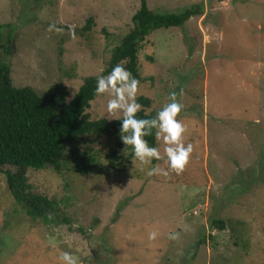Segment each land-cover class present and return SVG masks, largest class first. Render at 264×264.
Wrapping results in <instances>:
<instances>
[{
	"label": "rangeland",
	"instance_id": "374dc122",
	"mask_svg": "<svg viewBox=\"0 0 264 264\" xmlns=\"http://www.w3.org/2000/svg\"><path fill=\"white\" fill-rule=\"evenodd\" d=\"M196 4L202 14L155 29L137 55V96L152 100L145 111L156 116L171 92L184 104L177 119L193 152L183 172L150 177L135 158L110 170L104 156L114 141L87 136L68 146L60 171L26 170L31 192L53 202L44 217L14 200L0 173V264H60L62 251L80 264H264V0H147L158 12ZM138 7L139 0H0V25H9L0 31V61L13 86L43 93L62 85L70 100L85 77L104 70ZM109 99L97 94L90 119H114ZM72 149L93 150L104 173L74 172Z\"/></svg>",
	"mask_w": 264,
	"mask_h": 264
},
{
	"label": "trees",
	"instance_id": "16d2710c",
	"mask_svg": "<svg viewBox=\"0 0 264 264\" xmlns=\"http://www.w3.org/2000/svg\"><path fill=\"white\" fill-rule=\"evenodd\" d=\"M200 14V4L180 12H158L148 7L147 0H139V7L131 17L133 26L112 48L104 70L99 75L85 77L70 100H67V90L62 85L49 86L43 93L29 86H13L9 64L0 61V173L5 176L14 200L22 203L30 215H48L53 210V202L44 195L31 192L26 170L52 166L60 171L68 146L75 145L80 139L93 136L114 141L111 150L104 156L110 170L122 172L131 162L134 156L131 148L125 146L121 139V121L107 118L92 120L86 112L97 96V77L107 76L120 64L138 81L144 80L139 73L137 55L145 38L155 29L180 27L191 17ZM8 26L0 25V31ZM137 102L141 105V110L136 114L138 119L155 117L153 113L145 111L151 106L149 97L137 96ZM145 139L149 146L158 148L155 130ZM72 152L78 154L72 168L74 172L104 173V169L98 166V157L93 150L79 154L78 150L72 149ZM212 222L223 229L222 220Z\"/></svg>",
	"mask_w": 264,
	"mask_h": 264
},
{
	"label": "clouds",
	"instance_id": "9594fccd",
	"mask_svg": "<svg viewBox=\"0 0 264 264\" xmlns=\"http://www.w3.org/2000/svg\"><path fill=\"white\" fill-rule=\"evenodd\" d=\"M48 31L62 33L63 28L55 24H49ZM72 37L75 38V30L72 29ZM139 81L123 66L116 65L107 76L97 77L96 93L107 94L111 99L107 101L106 112L111 118L121 121V139L125 146L130 147L135 161L144 168L147 167L148 176H167L169 171L177 175L183 172L193 152L191 143L185 144V124L177 119L184 108V104L177 99V93L171 92L168 102L164 104L151 119H138L136 114L141 110L137 102ZM155 130L156 138L162 140L165 148L164 155L157 147L149 146L145 137ZM165 161L167 168L151 166L153 161ZM151 166V167H149ZM157 237L156 231L148 235L150 240ZM175 239V235L170 236ZM60 264H80V256L72 252L62 251L58 254Z\"/></svg>",
	"mask_w": 264,
	"mask_h": 264
}]
</instances>
